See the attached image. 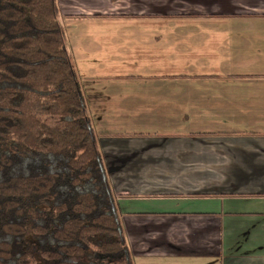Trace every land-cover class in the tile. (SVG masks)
I'll list each match as a JSON object with an SVG mask.
<instances>
[{"label": "crops", "instance_id": "1", "mask_svg": "<svg viewBox=\"0 0 264 264\" xmlns=\"http://www.w3.org/2000/svg\"><path fill=\"white\" fill-rule=\"evenodd\" d=\"M56 3L133 264H264V0Z\"/></svg>", "mask_w": 264, "mask_h": 264}, {"label": "trees", "instance_id": "2", "mask_svg": "<svg viewBox=\"0 0 264 264\" xmlns=\"http://www.w3.org/2000/svg\"><path fill=\"white\" fill-rule=\"evenodd\" d=\"M56 0H0V264H133Z\"/></svg>", "mask_w": 264, "mask_h": 264}, {"label": "rangeland", "instance_id": "3", "mask_svg": "<svg viewBox=\"0 0 264 264\" xmlns=\"http://www.w3.org/2000/svg\"><path fill=\"white\" fill-rule=\"evenodd\" d=\"M60 22V25H61V27L63 28V30H64V33H65V38H66V35L69 33H71V31L69 32V24L68 23H66V22H63L62 20H60L59 21Z\"/></svg>", "mask_w": 264, "mask_h": 264}]
</instances>
